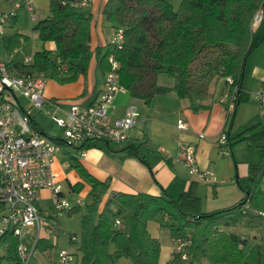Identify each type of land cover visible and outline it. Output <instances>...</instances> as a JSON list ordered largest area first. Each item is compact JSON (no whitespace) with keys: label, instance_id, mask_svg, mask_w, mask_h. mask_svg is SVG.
Listing matches in <instances>:
<instances>
[{"label":"trees","instance_id":"1","mask_svg":"<svg viewBox=\"0 0 264 264\" xmlns=\"http://www.w3.org/2000/svg\"><path fill=\"white\" fill-rule=\"evenodd\" d=\"M79 1L50 0V15L39 21L35 30L44 44L54 43L56 49L35 53L32 63L11 60L28 37L9 32L2 38L0 56L13 74H43L47 80L63 85L87 77L93 58V13L91 0L84 7L75 5ZM261 8L264 0H183L177 10L166 0H107L102 9L103 24L115 33L121 31L124 42L121 46L110 43L105 47L99 72L102 76L107 74L111 68L109 58L113 56L119 64L120 84L132 98L149 106L156 96L173 92L194 113L212 108L216 87L224 81V89L229 88L226 108L235 97L231 114L234 118L237 107L250 97L242 85L246 62L258 46L252 41V26ZM16 19L10 21L13 29ZM162 75L173 79V86L161 85ZM209 101L212 103L207 104ZM227 136L231 150L248 143L264 152L261 117L253 126ZM99 145L90 144L89 148ZM106 145L109 147L110 143ZM128 149L144 161L139 149ZM72 161V167L88 180L93 198L85 206L76 205L67 212L69 217L78 216L81 222L80 233L73 234L78 238L72 243L78 245L73 253L75 264H160L162 244L152 236L148 224L165 216L177 224L175 229L181 237L188 236L191 241L186 258L174 255L169 264H264V162L249 165V184H240L245 194L242 201L203 213L201 200L192 191L184 192L178 199L165 191L159 197L112 192L102 208L109 184L93 178L76 156H72ZM69 188L80 194L85 184L69 183ZM117 221L123 227L117 226ZM18 245L13 235L2 237L0 249L6 246L7 255L0 257V264L3 259L20 264ZM51 248L48 241L40 240L36 252Z\"/></svg>","mask_w":264,"mask_h":264},{"label":"crops","instance_id":"2","mask_svg":"<svg viewBox=\"0 0 264 264\" xmlns=\"http://www.w3.org/2000/svg\"><path fill=\"white\" fill-rule=\"evenodd\" d=\"M9 1L13 3L11 0ZM106 1L91 0L93 13L91 47L93 58L87 77L79 78L84 80V84L77 85L75 82L59 86L50 84L49 81L51 80H48L45 92L47 99L46 108L51 109L53 103L57 101L62 102L65 109H68L72 103L88 105L101 92L105 76H102L98 69L100 62L98 58L99 49L106 47L114 39L110 40L107 37L109 33L106 32V28L109 27L103 24L102 9ZM31 6L33 7V12H30L26 7L22 9L31 14V19L34 21L32 34L38 35L35 26L39 21L46 19L50 15V0H31ZM0 14H4V12L0 11ZM20 15L19 11L15 28L13 29L12 24H10L6 34L17 32L30 40L31 33L29 29L22 25V21L19 22ZM111 30L115 35V30ZM252 41L258 46L246 62L242 85L244 91L250 97L247 102L237 107L234 118L227 114V108L225 107L226 102L229 100V88L224 89V81H221L216 87L214 102H207V104L212 103V108L200 113H194L190 110L188 103L181 100L173 92L156 96L152 104L147 106L141 101L132 98L130 93L125 91L117 95L112 115L114 118H120L125 115L127 108L131 104L139 106L138 125L130 131L127 141L130 144L127 145L124 142L126 145L113 148L111 144L108 147L106 143H103V145L100 143L98 147L88 149L84 153H78L77 149L64 147L61 152L69 153L68 150H72L75 153L72 156L74 155L79 159L80 163L93 178L109 184L110 190L103 199L102 208L112 192L130 195L146 193L159 197L165 191L174 199H178L184 192L192 191L201 200V211L203 213H212L232 207L244 199L245 194L241 190L239 180L241 177L247 178L249 167L247 170L244 169L242 171L241 177L234 176L235 171L231 160L225 157L229 153L234 155V149L231 150L228 145L221 148L220 135L225 132L227 135L230 133L231 136H235L242 131L238 130L239 127H247L246 125H249V123L253 126L259 120L260 103L256 99V95L262 92L264 81V20L252 26ZM41 47L42 50L54 51L56 49L54 43H43ZM22 49H17L12 54L11 60L21 64H29L27 60L29 58L33 59L35 54L25 55L24 59L21 60ZM159 80H161V77ZM18 102L26 110L30 109L28 108L30 106L23 105L19 99ZM254 103L256 104L252 105ZM60 116H64V113H60ZM38 117L39 113L33 114V124L39 128L37 129L39 132L54 140L63 136L62 130L61 135L50 136L47 134L45 128L39 123ZM239 120V127L237 128V121ZM180 121H184L187 124L185 130L178 128ZM202 135L203 137H201ZM134 141H137V143ZM131 147L139 149L140 156L145 162L133 156L131 149L127 150V148ZM186 148L195 150L196 167L200 170L213 171L218 182H202L199 174L190 172V168L184 160V150ZM57 154L54 170L59 174L61 184L64 176L59 170L60 164L57 160ZM65 167L69 168V165L66 164ZM234 179H237V184L232 181ZM65 180L68 184L83 183L82 181L72 182L67 177H65ZM49 192L51 191L43 190L40 194L39 206L41 210H43L41 207L43 194H50ZM90 192L91 188L88 189L87 193L90 194ZM80 199L83 201L81 205H84V198L81 197L76 200V204L72 208L78 205ZM172 226L174 227L172 228ZM176 227V223L169 222L168 216L148 224V229L152 236L158 238L162 244L160 264H169L174 256L175 240L181 237L176 231ZM61 239L62 236L54 234L44 235L41 240L48 241L52 248L45 252L37 251V256V252L35 253L33 259L37 261V264H55L57 262L60 250H54L53 247ZM76 247L77 244H70L68 240L66 241L65 249L75 253ZM0 250H3L0 257L7 255L6 246H3ZM122 264L131 263L124 261Z\"/></svg>","mask_w":264,"mask_h":264},{"label":"built area","instance_id":"3","mask_svg":"<svg viewBox=\"0 0 264 264\" xmlns=\"http://www.w3.org/2000/svg\"><path fill=\"white\" fill-rule=\"evenodd\" d=\"M15 10L0 15V42L6 35L10 21L26 7L33 12L31 0H11ZM89 0H80L76 6H86ZM264 20V8L254 17L253 25ZM124 35L115 33L112 44L121 46ZM33 59L29 58L28 63ZM110 70L98 97L88 105L72 103L68 109L62 102L53 103L46 108L45 96L47 79L43 74L34 76H17L12 73L8 64L0 56V240L11 234L19 241L18 253L20 264H31L38 242L44 235L66 236L61 228L60 217L66 214L72 205L63 194L60 176L54 170L56 154L64 147L79 149L81 153L90 149L95 143H124L129 133L138 125L139 106L131 104L123 117L114 118L112 110L119 93L126 90L120 84L119 64L113 56L109 58ZM63 69L66 70V67ZM233 84V81L230 80ZM238 91L236 87L234 94ZM8 93V95H6ZM20 95L30 102L26 110L18 102L13 103L9 94ZM235 97L229 103L227 114L235 110ZM260 103L259 117L264 120V93L256 95ZM46 111L47 116L63 131V136L54 140L39 132L33 126V114ZM64 113V116H60ZM178 128L185 130L187 124L180 121ZM203 137V135L201 136ZM228 143L224 132L220 135V146ZM184 160L192 174H199L201 181L216 183L218 179L211 170H200L196 167V152L192 148L184 150ZM43 190L51 191L57 199L58 215L53 217L48 211L40 209L39 202ZM82 199L78 205L82 204ZM116 225L123 227L120 221ZM70 244L78 240L76 235L67 236ZM191 245L188 237H180L174 243V255L186 258L187 248ZM74 254L69 249L60 250L55 264H70Z\"/></svg>","mask_w":264,"mask_h":264},{"label":"rangeland","instance_id":"4","mask_svg":"<svg viewBox=\"0 0 264 264\" xmlns=\"http://www.w3.org/2000/svg\"><path fill=\"white\" fill-rule=\"evenodd\" d=\"M168 1L170 4H172L174 6V8L179 9L181 3L183 2V0H166ZM15 10V6L14 3H11L9 0H0V11H3L4 14L8 15L10 13H12ZM19 13V12H18ZM20 18H19V22L22 21V25L25 26V28L29 29L30 31V36L31 39L27 40L25 42V44H23V46L21 48L22 52L20 54V58L21 60L24 59L25 55H31V54H35V52L42 50L41 45L43 44V42L40 40V38L38 37V35H34L32 34V27L34 24V21L31 19L32 16L31 14L27 13V11L24 9L20 10ZM18 17V16H17ZM111 28H106V32L109 33V36L107 34V37L111 40L114 38V34L111 32ZM20 48V49H21ZM19 49V50H20ZM106 54V48H101L99 49V56L98 58L101 60L103 58V56ZM50 84H54V85H59L62 86L63 84H60L54 80L49 81ZM77 85H81L84 84V80L83 79H79L77 82ZM160 84L163 86H173L174 84V80L169 78L168 76L162 75L161 76V80H160ZM214 88H212L213 90ZM8 95V93L6 94ZM9 99L11 102L16 103L17 100L16 98H18L21 103L25 106H30V102L28 103V100L25 99L24 97L17 95L15 97V95H13L12 93L9 94ZM256 103L252 104L255 105ZM28 107V108H30ZM255 107V106H254ZM48 109V108H47ZM38 121L39 123L45 128L46 133L49 134L50 136H57V135H61V129L51 120V118L49 116H47L46 111H43L41 113H39V117H38ZM52 122V123H51ZM240 122L237 121V123ZM247 127H251L252 125H246ZM239 127V123L237 124V128ZM247 127H242V128H247ZM242 128H238V130H244ZM135 143H137V141H134ZM127 145L130 144L128 142H126ZM126 143H112L111 146L113 148H118L121 146L126 145ZM103 145V143L101 144ZM69 153H65V152H59L57 154V160L59 161V170L62 173V175L64 176V179L61 181V184L63 186V193L66 196V200L70 203V205H75L76 204V200L83 197L84 198V206L86 204H88L89 202L92 201V196L91 194H88V189L91 188L88 180H86L85 178H83L80 173L74 168L72 167L73 161H72V154L75 155V153L72 150H68ZM234 153V157L232 156L231 153L227 154L225 157L227 159L231 160V164L234 168V176H240L243 174L242 171H244V169L247 170V168L249 167L250 164H259L264 162V152L259 150V149H255V148H251L248 143H241L238 144L234 147L233 150ZM68 164L69 168H66L65 165ZM65 177L70 178V180L72 182H77V181H82L85 184V189L83 190L82 194H78L76 192H71L70 188H69V184L68 182L65 180ZM234 183H238L237 179L232 180ZM239 183L242 186H246L248 185L249 181L247 178H243L241 177L239 180ZM48 193H44L43 194V199L41 201V207L43 210L48 211L53 217H57L58 215V203H57V199L56 197L49 192ZM60 221H61V228L63 230V232L66 234V236H62V239L59 241V243L57 245H55L54 250H61V249H65L66 248V241L68 240L67 236H71L73 234H79L80 233V229H81V222H80V218L78 216H73V217H69L68 214H64L60 217ZM246 233V232H245ZM54 237V236H53ZM78 247V245H77ZM76 247V248H77ZM75 248V247H74ZM3 250H0V255H2ZM38 255V252L36 253V256ZM73 263H76V256L73 257ZM1 264H16L14 262L10 263L8 260H2ZM31 264H37V261L35 259H33L31 261Z\"/></svg>","mask_w":264,"mask_h":264}]
</instances>
